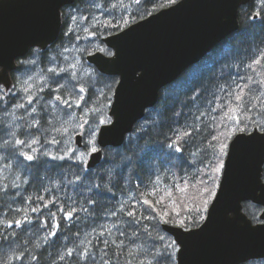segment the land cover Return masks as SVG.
I'll list each match as a JSON object with an SVG mask.
<instances>
[{
    "label": "trees",
    "instance_id": "1",
    "mask_svg": "<svg viewBox=\"0 0 264 264\" xmlns=\"http://www.w3.org/2000/svg\"><path fill=\"white\" fill-rule=\"evenodd\" d=\"M96 1H99L109 12H114V18L106 15L93 27V31L97 34V42L95 45H88L89 49L86 48V51L89 52L102 48H105L106 52L111 51L102 41V36L117 32L126 26L116 29L110 26L105 27V25L120 22L121 15L125 18H130L132 23L147 16L148 13L156 12L168 6L167 0H152L151 3L140 6H137L132 0H123V3H120V0H75V3L83 5L84 8L92 7ZM114 4H119V7L113 9L112 6ZM125 7H127V11H125ZM258 11L260 12V18L252 19L254 13ZM262 19H264V6L261 5L260 0H251L248 4L242 6L239 11V29L221 41L199 62L189 66L176 80L160 90L157 103L147 109L145 115L136 122L132 129L134 131L142 125L146 126L145 132L141 133V135H144V139L138 141L137 155L140 154V150L144 148L145 143L153 146H162L170 143L172 139H175L176 129L192 131L190 127L185 129V125H192L195 116L200 115L201 112L206 111L208 108H215L217 103L225 102L226 93L220 92L219 86H227L232 80H238L240 76L245 74L247 64L251 63L258 50L264 49V23H262ZM76 41V36L71 33L65 35L62 29L57 41L52 43L51 47L58 50L59 48L68 47ZM36 51L41 53L42 68H46L48 51L34 49L32 52ZM90 65L93 67L98 81L95 83L96 90L93 88L95 85L92 84L88 88L89 100L96 101L98 107H104L112 100L117 76L101 73L92 64ZM46 72L51 80V76L54 73L48 70ZM58 73L61 74L57 75L56 79L63 77L65 74L63 72ZM62 80L59 79L60 85H64ZM54 85L57 86L56 84ZM46 93L48 98H53L54 93H50L49 88ZM213 93H217L221 99L218 102L209 104V101L214 99ZM193 97H195V103H193ZM11 98L12 96L8 95L7 102ZM92 104L89 103V105ZM210 115L218 116L219 113L211 112ZM252 115H256V113L253 112ZM256 120L259 123H263L264 118L256 116ZM219 123L218 120H210L207 115L201 116L198 125L201 131L193 132L191 137L185 138L187 142L181 141L180 147L184 149V152L182 154L177 153L176 156L182 155L184 160L195 161L197 166L203 167V165L199 164V160L204 156L203 149L207 148L211 135L219 134ZM2 124L3 121L0 120V129H4ZM255 126L256 124L254 123L252 127L248 128V131ZM4 139L0 138V144L2 143L0 145V153L3 157H7L8 152L2 147ZM193 153H198V155L194 157ZM125 155L132 156V152L127 151L123 147L118 148L112 145L104 147L102 161L95 167L89 168L91 171L88 173V179L82 177L81 181L77 180V174L80 171L79 166L73 161L49 160L39 166L35 164L29 166L30 162L21 164L18 159L11 157L3 159L4 163L8 164L10 168L12 167L9 172L18 173L21 179L19 178L17 182V188L0 190V211L4 212L3 219L0 221V236L6 237V240H0V254L22 253L25 256L23 260L26 262L25 264H83V261L79 260L75 255L68 257L66 255L67 250L83 247L84 241L89 238L91 244L87 240L84 244L85 246L88 248H92L94 245L97 248L102 247V244L98 243L97 237L104 228L111 229L112 236L109 237L105 234V236L99 238L100 240L116 239L119 242L120 239H124L125 244H128L130 238L118 237L116 228L113 227L114 224L123 227L121 222H126L129 219L124 214L119 213L121 204L125 202L122 203L121 199L123 197L126 198V212L134 203L132 199H129V196L139 198L140 193L150 190L152 187L150 181L155 179V175L153 174L151 163H145L142 166L132 163L126 166V162L123 160ZM41 159L44 160L46 158L42 157ZM104 161L111 162L104 163ZM173 164L175 166L170 167L166 174L158 173L161 174V178L167 185H172L174 182L180 183L181 176L188 178L196 172L195 167L182 164L180 160H174ZM59 165L63 166L60 167ZM173 173H175V176H173ZM100 175H103L105 179L101 180L99 178ZM93 183L104 186V197L95 195L96 190L89 187ZM22 184H25V186ZM13 191L16 193L14 194ZM5 192L6 194H4ZM27 193L29 194L27 195ZM90 199L96 200L97 203L95 205L90 204ZM196 205L198 206L199 204L196 203ZM192 206L193 204H186L180 209L182 215H188L186 209ZM61 207L65 211H68L71 207H77L78 209L87 208L88 211H78L73 220L68 221L63 218L64 213L59 210ZM136 207L138 211H142L145 215H155L143 204ZM243 207L252 219L253 215H255L256 219H253L254 221L259 220V213L262 208L260 205L245 201ZM33 208H37L38 211L33 212ZM169 210H172L171 205H169ZM113 211H117L118 215L112 216L111 212ZM50 213H54L55 217L53 218ZM25 215L29 216V218L31 217L32 224L27 223L23 219ZM193 215L195 216V213ZM17 219L25 221L22 227L15 226L14 221ZM43 219L49 223L47 229L43 228L42 224L45 226V223L42 222ZM56 221H59V229L54 227ZM3 222H13V227L7 228V224ZM144 223L151 226L155 224V221H144ZM195 226L198 225L189 223L187 228ZM50 231H56L57 236H50ZM77 232L79 233L78 237L75 235ZM87 233L89 237L86 239ZM157 233L165 236L166 241L173 240L163 230L162 223L159 228L153 231L154 236ZM44 237H47V240ZM13 241L15 243H12ZM10 243L12 244L11 247H9ZM29 254L35 255L40 259L31 261ZM60 254L65 255L64 260H60ZM8 262L6 260L5 264H8ZM254 262L262 264L260 259H256Z\"/></svg>",
    "mask_w": 264,
    "mask_h": 264
},
{
    "label": "water",
    "instance_id": "2",
    "mask_svg": "<svg viewBox=\"0 0 264 264\" xmlns=\"http://www.w3.org/2000/svg\"><path fill=\"white\" fill-rule=\"evenodd\" d=\"M74 1L0 0V84L6 89L11 86L18 58L33 47L45 50L58 39L62 7ZM250 1L178 0L102 37L115 55L96 50L87 55V60L100 72L118 76L109 108L110 116L116 113L112 119L117 123L112 132H104L99 138L101 152L89 157L87 168L101 162L104 147L117 146L121 137L127 138L146 110L156 104L164 86L239 29L240 7ZM255 128L248 132L255 139L250 141L247 153L231 163L227 214L217 213L193 228L162 223L179 246L177 264H241L244 256L258 259L264 254V230L243 209L244 201L260 204L262 199L254 183V169L264 159V131ZM74 144L83 146L79 133L74 136ZM262 206L260 218L264 214Z\"/></svg>",
    "mask_w": 264,
    "mask_h": 264
},
{
    "label": "snow or ice",
    "instance_id": "3",
    "mask_svg": "<svg viewBox=\"0 0 264 264\" xmlns=\"http://www.w3.org/2000/svg\"><path fill=\"white\" fill-rule=\"evenodd\" d=\"M137 6L142 4H149L152 0H132ZM123 3V0H120ZM177 3V0H167V5L171 6ZM262 6H264V0H260ZM103 10L102 5H95ZM113 9L118 8L119 4H114ZM127 11V7H125ZM110 17L114 18V12L108 13ZM151 15V13H148ZM134 16V14H133ZM75 19V17H72ZM260 18V12L255 14L252 19ZM82 19H88L87 16H83ZM131 23L130 18H125L123 15L120 17V22L116 24L109 23L105 27H114L120 29L123 26H129ZM264 23V19H262ZM35 54V53H34ZM109 55H115V53H108ZM23 63V61H21ZM75 64L72 65L74 69ZM54 73L53 82L57 85L55 88H49L50 93H58L62 85L55 79L58 75L55 69H51ZM61 71L67 72V69ZM63 78V77H61ZM73 78L74 75H73ZM231 79V77H229ZM243 81V83H241ZM43 91V88L40 89ZM28 91V89H24ZM219 91L226 93L225 102L217 103L215 108H208L206 111L201 112L200 115L195 116L192 125H185V129L191 128L192 131L176 129L175 139H172L170 143L162 146H153L145 143L144 148L140 150V154L137 155V148L139 147L138 141L144 139L142 132H145V125L130 132L129 136L125 140L121 137V141L117 144V147H123L127 151L132 152V156H123V160L126 162V166L132 163L144 165L145 163H151L153 174L155 179L151 180V189L146 190L139 194V198L136 196H129V199L134 201L133 205L129 207V210L125 212V205L127 201L121 204L119 213L124 214L127 221H122L123 227L119 225H113L116 228L118 237H127L129 243L125 244L124 239H120L117 242L116 239H102L100 237L112 236V230L104 228L98 234V243L102 244V247L97 248L95 245L92 248L88 247H77L67 250L66 255L73 257L74 255L83 261V264H177L175 259V253L179 252V246L175 240L166 241V237L157 233L153 235V231L159 228L160 224L165 225L172 224L180 228H187L189 223L192 225H199L206 221H210L213 216L217 213L226 215L229 209L227 208V200L230 194L229 189V178L231 171V163L234 158L243 156L247 153L249 143L255 139L254 136L248 134V128L256 124L255 131L259 132L264 129V123H259L256 120V116L264 118V49L258 50V53L252 58L251 63L246 66V72L240 76L238 80H232L227 86L220 85ZM0 92L3 89L0 88ZM85 89L79 88V93L83 94ZM213 101H209V104L218 102L221 97L217 93H213ZM4 99L3 95H0V101ZM33 97L29 95L28 103L32 104ZM82 99V95L79 97ZM53 100L71 109L73 102L70 99H65L61 95H54ZM53 109L51 113L53 119H59L57 113H62V109L57 108V103L49 102ZM193 103H195V97H193ZM76 107H80L79 103L75 104ZM16 107L23 108L24 105L20 104ZM36 108L31 109V113H36ZM90 111L95 112L96 109ZM211 112H218V116L210 115ZM255 112L256 115H252ZM116 113L113 112L112 116ZM179 115V114H177ZM209 116L212 121H219V134H212L211 140L208 142L207 148L203 149L204 156L199 160V164L203 167L196 165L195 161L189 162L184 160L183 156H176L177 153H183L184 149L180 147V142L185 141V138L191 137L193 132H200L201 129L198 127L201 116ZM112 116H108L104 119L98 120V126L89 127L86 129L88 139L84 140L85 150H78L77 148L70 147L71 139L69 137L66 142L67 146L63 154H53L49 151H40L35 145L40 144V140L36 138L30 131L22 133L25 136L31 137L30 139H19L17 138V132L14 130V126H10L9 129H0V138L8 136L10 139L3 140V148L8 152L7 157H0V159H8L9 157L18 159L21 164L24 162H30L29 166L35 164L39 166L41 163H47L50 161H74L79 166V173L77 174V180L81 181V178L88 179V173L91 169L85 166L88 163V158L92 154L100 153L101 149L97 147V143L100 137L103 136L104 132H112L115 129L116 120L112 119ZM23 119V117H21ZM146 119V118H145ZM89 124L88 120L77 118L72 111L66 113V119L61 122L60 128H52L51 130L66 133L68 126H72L75 129H85V125ZM102 126V127H101ZM26 129L36 128L40 129L41 125L39 120L33 116L32 120L25 125ZM146 134V133H145ZM83 140L84 132L79 133ZM264 139V135L261 136ZM62 141L52 137L50 143L53 145L60 144ZM102 142V141H101ZM27 148L28 151L23 149ZM194 157L198 153L192 154ZM46 158L42 160L41 158ZM135 157V159H133ZM174 160H180L182 164H188L189 167H195L196 172L191 177L185 178L180 177V183L174 182L172 185L165 184L161 178V174H166L170 170V167H174ZM111 161H104V163H110ZM19 166V165H18ZM62 167L63 165H59ZM7 167V165H5ZM175 176V173H173ZM101 180L105 179L103 175H100ZM254 183L259 188L262 199L259 201L260 204L264 205V159L254 169ZM163 185V187H161ZM90 188L95 189V195L98 197H104L105 191L102 184H91ZM193 188L191 197L189 196V189ZM110 191V189H109ZM151 197V198H149ZM42 199V197H40ZM191 199L193 202L192 207L186 209L188 215H182L180 209ZM247 199V198H245ZM195 201H199L197 206ZM89 203L95 205L96 200L90 199ZM143 204L147 206L155 215H145L142 211L137 210V205ZM169 205L172 206V210H169ZM211 209V210H210ZM64 213V219L72 221L78 211H88L87 208L71 207L68 211H65L63 207L59 209ZM33 212L38 211L37 208L32 209ZM195 213V216L193 215ZM50 215L55 217L54 213ZM112 216H117V211L111 212ZM27 218H25L26 220ZM78 219V217H77ZM253 219H256L253 215ZM144 221H155V224L149 226ZM25 221L19 219L14 221L15 226L22 227ZM47 224V220L44 221ZM250 226H251V222ZM12 228L13 223L9 222L6 226ZM56 229H59V221L54 224ZM257 227L260 230H264V214L262 218L257 221ZM253 230H256L254 228ZM49 235L52 237L57 236L56 231H50ZM77 237L79 233L75 234ZM47 240V237H44ZM0 240H6V237L0 236ZM12 243H15L14 241ZM91 244V241H89ZM12 244H9L11 247ZM39 247V245H37ZM111 249V251H110ZM143 257V258H141ZM24 260L25 256L9 257L8 261L13 259ZM60 260L65 259L64 254H60ZM31 261H38L40 258L29 254ZM257 259L255 255L244 256L241 260V264H254ZM259 259L264 264V254H260ZM0 264H5V261L0 260Z\"/></svg>",
    "mask_w": 264,
    "mask_h": 264
},
{
    "label": "rangeland",
    "instance_id": "4",
    "mask_svg": "<svg viewBox=\"0 0 264 264\" xmlns=\"http://www.w3.org/2000/svg\"><path fill=\"white\" fill-rule=\"evenodd\" d=\"M95 5H101L99 1L94 2V5L91 7H84L83 5H78L76 3L72 5H68L63 8V17H64V34H73L77 37V41L75 43L70 44L68 47L59 48L55 50L51 46L46 49L48 51L47 60H46V68H42L41 64V53L40 52H32L29 56L25 57L23 60L24 67L23 70H19V72H15L13 74V85L11 88L6 91L5 88L0 85V88L3 89V92H0V95L4 96V99L0 101V119L3 121L2 128L7 130L10 126H14V130L20 132L17 134V138L19 139H30L31 137L25 136L22 132L30 131L36 138L40 140V144L35 145L34 147L38 148L40 151H49L53 154H63L67 145V141L70 137L71 144L70 147L77 148L78 150H85V145L83 147H77L74 144V134L77 131L84 132V140L88 139V134L86 129L91 125L92 127L98 126V120L104 119L108 116L109 107L111 102L104 107H98L96 101H90L88 96V88L90 84L95 85L98 81L95 73L93 71V67L88 62L86 56L89 54V51H86V48L89 49V44H96L97 42V34L93 31V27L99 22L104 16L108 15L109 10L105 8L103 5V10L101 8L96 7ZM257 10V9H256ZM75 17L73 19L72 17ZM83 16H87L88 19H82ZM103 52L105 48L101 49ZM35 53V54H34ZM92 53V52H91ZM85 56V57H84ZM29 63V64H28ZM75 64L76 67L73 69L72 65ZM51 69H55L56 73L63 72V78H59L60 80L63 79L62 87L58 93H54V95H61L65 99H70L73 102V107L71 109L67 108L66 106L55 102L53 98H48L46 90L47 88H55L53 82V76H51V80L49 76H47L46 70L50 71ZM62 69H67V72L61 71ZM78 71H80L78 73ZM82 72V73H81ZM61 73H58L60 75ZM78 74V75H77ZM45 75V76H44ZM71 75V76H70ZM73 75L76 79H73ZM57 75L55 76L56 79ZM78 78V80H77ZM58 80V79H56ZM59 81V80H58ZM78 81V82H77ZM60 82V81H59ZM53 83V85H52ZM83 87L85 92L83 94L79 93V88ZM96 85L93 87L96 90ZM43 88V91L40 89ZM24 89H28V91H24ZM95 92V91H94ZM97 93V92H96ZM12 96L10 100L7 102V96ZM31 95L34 99L32 104L28 103V97ZM82 95V99L79 97ZM49 99V100H48ZM52 101L53 103H57V108L62 109V113H57L59 119H53L51 113L53 109L51 104L49 103ZM79 103L80 107H76L75 104ZM89 103H93L89 105ZM23 104V108L16 107L17 105ZM36 108V113H31V109ZM91 109H96L95 112L90 111ZM72 111L74 115L79 119L82 118L83 120H88L89 124L85 125V129H75L72 126H68V131L66 133H60L51 130L54 128H60L61 122L63 119H66V113ZM3 115V116H2ZM35 116L40 122V129L37 130L36 128L26 129L25 125L30 122ZM23 117V119H21ZM264 123V120H263ZM6 125V126H5ZM8 127V128H7ZM19 136V137H18ZM22 136V137H20ZM55 136L56 139L61 140L62 142L57 145H53L50 143H46V141H50L52 137ZM8 136H4L6 138ZM10 139V137L6 138ZM24 151H28L27 148L23 149ZM0 157H2L0 153ZM0 190L3 188H16L17 185L16 181L18 182L19 174H11L10 167H5L3 159H0ZM4 168V169H3ZM7 168V169H5ZM9 170V171H8ZM7 173V174H6ZM8 177H7V176ZM14 180H12V177ZM6 181H5V180ZM10 179V180H9ZM17 179V180H16ZM2 182V183H1ZM16 184H15V183ZM4 183V184H3ZM7 183V184H6ZM9 183V184H8ZM14 184V186H13ZM9 185V186H8ZM11 185V186H10ZM6 186V187H5ZM3 187V188H2ZM193 193V188L189 189V196L191 197ZM126 201V198L123 197L121 202L123 203ZM195 203L199 204V201H195ZM186 204H193L191 199ZM185 204V205H186ZM184 205V206H185ZM183 206V207H184ZM3 213L0 214V221L3 219ZM31 216V215H30ZM26 222L32 224V220L29 216L25 215ZM25 218H23L25 220ZM45 220L43 219L42 222ZM8 224L7 222H3ZM13 223V222H12ZM43 228L49 227V223L42 224ZM89 237V234H86V239ZM90 241V238L87 239ZM86 240V241H87ZM84 241V244L86 243ZM83 247H87L85 245ZM91 248V247H90ZM20 256L24 254H17V253H7L5 255L0 254V260L6 261L9 257ZM23 260L13 259L8 262V264H25ZM254 264H259L254 262Z\"/></svg>",
    "mask_w": 264,
    "mask_h": 264
},
{
    "label": "bare ground",
    "instance_id": "5",
    "mask_svg": "<svg viewBox=\"0 0 264 264\" xmlns=\"http://www.w3.org/2000/svg\"><path fill=\"white\" fill-rule=\"evenodd\" d=\"M79 72H80V71H78V73H79ZM81 73H82V72H81ZM77 75H78V74H77ZM44 76H45V75H44ZM60 78H61V77H60ZM73 79H76V78H73ZM58 80H59V78H58ZM77 80H78V78H77ZM77 82H78V81H77ZM52 85H53V83H52ZM89 88H90V86H89ZM47 89H48V88H47ZM2 116H3V115H2ZM0 120H1V119H0ZM2 125H3V124H2ZM5 126H6V125H5ZM7 128H8V127H7ZM4 129H5V128H4ZM8 129H9V128H8ZM18 133H20V132L17 131V134H18ZM22 133H24V132H22ZM18 137H19V136H18ZM20 137H22V136H20ZM2 138H4V137H2ZM6 138H8V137H6ZM6 138H5V139H6ZM0 142H1V141H0ZM2 142H3V141H2ZM1 144H2V143H1ZM1 144H0V145H1ZM0 147H1V146H0ZM0 150H1V148H0ZM2 150L4 151V149H2ZM3 155H4V154H3ZM2 157H3V156H2ZM4 157H5V156H4ZM4 161H5V160H4ZM16 161H18V160H16ZM73 162H74V161H73ZM0 163H1V162H0ZM4 164H5V163H4ZM24 164H25V163H24ZM5 165H6V164H5ZM5 165H4V166H5ZM0 167H1V166H0ZM14 167H16V166H14ZM7 168H8V166H7ZM7 168H5V169H7ZM11 168H12V167H11ZM11 168H10V170H11ZM3 169H4V168H3ZM24 169H25V168H24ZM8 171H9V170H8ZM12 171H13V170H12ZM24 172H25V171H24ZM9 173H10V172H9ZM12 173H13V172H12ZM12 173H11V174H12ZM14 173H15V172H14ZM0 174H1V172H0ZM6 174H7V173H6ZM1 175H2V174H1ZM20 175H21V174H20ZM2 176H3V175H2ZM2 176H1V177H2ZM6 176H7V175H6ZM8 176H9V175H8ZM8 176H7V177H8ZM14 176H15V175H13V176L10 175V177H12V180H14V179H13ZM18 176H19V175H18ZM22 176H23V175H22ZM26 176H27V175H26ZM28 176H29V175H28ZM1 177H0V178H1ZM20 177H21V176H20ZM20 177H19V178H20ZM29 177H30V176H29ZM2 178H5V176L2 177ZM2 178H1V179H2ZM23 178L25 179V177H23ZM1 179H0V180H1ZM20 179H21V178H20ZM2 180H3V179H2ZM4 180H5V179H4ZM9 180H10V179H9ZM16 180H17V179H16ZM5 181H6V180H5ZM22 181H23V180H22ZM27 181H28V180H27ZM19 182H20V181H19ZM29 182H30V180H29ZM1 183H2V182H1ZM14 183H15V182H14ZM16 183H17V181H16ZM16 183H15V184H16ZM21 183H22V182H21ZM3 184H4V183H3ZM6 184H7V183H6ZM8 184H9V183H8ZM26 184H28V183H26ZM22 185L25 186V184H22ZM8 186H9V185H8ZM10 186H11V185H10ZM13 186H14V184H13ZM16 186H17V185H16ZM16 186H15V187H16ZM19 186H20V185H19ZM5 187H6V186H5ZM22 187H23V186H22ZM22 187H21V188H22ZM2 188H3V187H2ZM8 188H10V187H8ZM16 188H17V187H16ZM19 188H20V187H19ZM3 189H4V188H3ZM24 189H25V188H24ZM5 190H6V189H5ZM5 190H4V191H5ZM12 190H13V189H12ZM9 191H10V190H9ZM19 191H20V190H19ZM13 192H14V191H13ZM22 192H23V191H22ZM25 192H26V190H25ZM25 192H24V193H25ZM15 193H16V192H14V194H15ZM24 193H23V194H24ZM4 194H6V192H5ZM4 194H2V195H4ZM28 194H29V193H27V195H28ZM21 195H22V193H21ZM18 196H19V195H18ZM16 197H17V194H16ZM29 198H30V197H29ZM28 200H29V199H28ZM7 206H8V204H7ZM5 209H6V208H5ZM0 210H1V209H0ZM0 212H1V211H0ZM6 212H7V211H6ZM3 213H4V212H3ZM1 214H2V212H1ZM44 215H45V214H44Z\"/></svg>",
    "mask_w": 264,
    "mask_h": 264
},
{
    "label": "flooded vegetation",
    "instance_id": "6",
    "mask_svg": "<svg viewBox=\"0 0 264 264\" xmlns=\"http://www.w3.org/2000/svg\"><path fill=\"white\" fill-rule=\"evenodd\" d=\"M27 57V56H26ZM25 59V58H24ZM24 59H17V64L19 63L18 65V70H23V67H24V63H21V61H23ZM29 64V63H28Z\"/></svg>",
    "mask_w": 264,
    "mask_h": 264
}]
</instances>
